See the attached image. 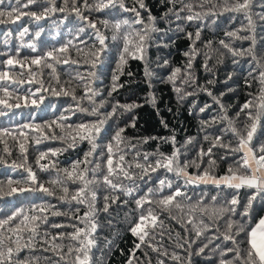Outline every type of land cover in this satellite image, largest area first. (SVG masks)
I'll return each instance as SVG.
<instances>
[{
  "label": "snow or ice",
  "instance_id": "snow-or-ice-1",
  "mask_svg": "<svg viewBox=\"0 0 264 264\" xmlns=\"http://www.w3.org/2000/svg\"><path fill=\"white\" fill-rule=\"evenodd\" d=\"M165 2L169 8L164 18L196 24L195 33H187L192 45L184 53L187 62L183 73L181 67H175L167 76V82L172 84L181 101L199 91V86L192 75L197 56L204 58V69L211 71L209 61L212 59H216L217 63H222V57L230 54L233 62L236 63V57L250 55L257 66L260 83L264 84V65L261 64V59L257 57L254 48L238 50L233 46L236 41L250 38L239 35V33L245 31L254 33L255 31L257 21L253 20L251 14L252 0H235L234 3L224 0V11L242 13L247 20V25L226 32L227 42L225 39L219 40L220 48L218 49L212 48V41L205 43L203 49L196 47L197 41H200L202 29L207 26L204 21L209 16L217 15L215 9L219 6L218 4L213 3V0H165ZM31 6H36L38 11L31 10ZM117 8L121 13H130V15L119 19H116L115 15L111 19L107 16L97 17V19L90 18L94 13H105V10ZM23 9H29V11H23ZM141 10L147 13L146 18L142 16ZM58 12L66 14L63 17L64 20H68L72 15L77 20V24L74 25L75 34L67 43L61 47H53L46 53H39L34 44L21 45L37 53L36 57L30 60V64L41 66V76L44 74V68L51 70L48 73L51 78L48 86L45 87L43 79H29V84H36L38 87L20 89L19 86L24 81L10 76V72L19 65L20 74L24 75L27 57L24 60L17 59L19 55V50H17L16 56H9L3 61L6 68L0 71V82H3L0 83V91L4 93V96L15 99L16 103L9 104L8 100L0 98V105H4V108H0V117L8 116L9 112L5 109L11 110L13 107L16 109L38 108L44 102V93L70 97L73 105L65 108L57 119L45 125H35L34 120L30 118V122L18 125L16 129L0 127V138L8 135L16 140L17 137L13 134L15 131L24 136L25 129H34L41 134V137L36 140L37 144L46 139H60L67 147L40 152L35 162L38 170L46 173H52L55 170L54 178L50 177L46 182L39 179L31 166L12 161L8 166L13 171L22 168L27 175L23 180L9 179L6 185L0 182V200L5 196L12 197L17 194L31 193L34 197L37 194H43L45 197H54L57 204L86 205L88 211L83 216L77 214L78 207H69L67 212H61L56 210L57 204L43 200L41 203L32 202L28 208L21 205L10 212H0V264H40L41 257L35 255L38 246L41 253L52 252L54 254L53 257L45 256L44 264H61V262L62 264H90L89 253L94 245L91 237L97 227L93 217L95 212L99 211L96 209L98 190L109 193L103 197L102 210L105 212L109 209L110 199L112 203L119 199L117 193L126 198L123 201L125 206L129 200L136 205L139 213L138 219L130 231L133 236L138 237L140 243L135 244L128 264H133L135 251L142 245L158 254L156 264H165V260L161 257H169L173 261L181 260L175 251L170 254L163 244L159 246L152 244L157 237L155 229L157 227L163 229L164 226V221L160 219L161 215L176 220L187 234V238H184L176 233V246L181 249L196 245V254H203L205 249L211 246L219 252V264H264V217H260L254 224L251 218L253 204L257 201L264 204V136H255L257 128L264 120V88L261 89L260 100L262 102L255 105L254 112L252 101H248L240 107L234 117L228 115L227 109L218 97L204 89L207 95L212 97V103L200 107L198 111L205 113L212 108L213 104L217 105L220 111L213 114L210 119L201 121V130L204 133L202 141L194 142L192 138H189L184 145L176 147L175 136L170 141L167 138H160L162 142L173 144L171 154L141 151L140 145L146 144L147 139L133 143L124 135L125 127H120L118 123L115 128L105 127V125L109 120L115 123L114 118H117L121 111L128 112L136 106L121 105L118 101L113 103L112 95L123 87L118 81L119 76L123 74L122 68L127 63V58L144 59L143 53L152 34L159 31L156 27V17L151 15L144 0H127V2L126 0H61V4H58L57 0H0V24H15L22 17L28 16L42 30L39 22ZM257 19L264 25V11L258 14ZM98 24L111 32V35L106 36ZM177 30L183 31L184 29L177 24ZM28 33L29 29L24 27L19 32V37L22 39ZM72 33L73 29H69V34L72 35ZM39 35L38 31L36 36L39 37ZM252 38L254 44V36ZM4 43L7 44L8 41L5 40ZM70 49H73L78 57H82V60H70L68 58ZM105 56L113 58L116 63V69L111 76V84L106 91L93 87L96 83L95 69ZM61 63L77 65L78 71L72 80L78 87H82L81 96L78 97L74 89L67 90L66 85H70L72 81L62 82L56 74L55 65ZM162 67H169L167 60L164 61ZM27 74L30 77L36 75L31 68L28 69ZM229 79H231L230 76ZM9 88L18 94L13 97ZM189 88L192 91H187ZM21 99H23V104L20 102ZM85 101L88 106L84 105ZM151 101L155 103V96L151 97ZM192 109H196L195 104L192 105ZM190 114H192L191 111ZM81 116L85 119H80L79 123L72 121V117ZM241 116L244 119H241ZM53 125L60 129L61 135H57L53 130ZM130 126L134 128L135 122L133 121ZM165 127H167L166 124ZM45 128L48 129L47 133H45ZM102 132L107 139L102 138ZM83 142L88 143V150L83 153L82 159L72 161L70 167L57 168V161L41 163L49 156L56 157L67 148L76 147L78 143ZM194 143L196 155L190 158L188 153L192 151V148L189 145ZM205 143L208 144L206 149L203 146ZM5 145V153L11 156L7 142ZM19 150L21 158L26 161L28 151L26 145L19 143ZM215 150H223L219 155V160L227 162L231 158L225 174L220 176H216L213 171L216 167ZM129 156L131 159H126ZM6 164L8 161L0 157V165ZM189 168H195L197 171L190 173ZM153 174H159L156 175L154 181ZM168 174H171V177ZM45 183L58 186L62 194L57 196L54 188L45 186ZM198 184H213L234 190L229 194L231 199L225 200L227 206H222L219 210L213 209L211 213L207 208L202 209L203 214L209 219L213 217L220 219L225 213L239 217L238 220H232L229 217L222 234L223 240L230 242L231 247L221 249L219 244L214 243L221 238L220 236L213 233L209 238L205 235L213 227L216 232H219L218 226L206 224L203 218L196 223L191 218L183 221L180 216L173 215V209L183 212L184 201L188 202L187 206L192 213L201 206L202 201H197V204L193 206L191 198L184 191L188 186ZM70 185L76 187L70 191ZM5 187L7 191L4 190ZM242 188L248 190L243 202L239 198V190ZM211 199L215 202L217 197L213 196ZM238 206L242 208V211L237 212ZM50 216H65L68 222L49 223ZM73 221H78L85 227L81 228ZM188 224L192 225L191 229L187 227ZM44 225L47 227L42 230ZM66 228H72L73 231L70 233L60 231L56 234L51 232V229ZM167 231L171 239L172 232L170 229ZM192 233L195 234L194 237ZM241 236L242 240L238 239ZM159 237L163 240V231L159 233ZM202 237L204 242L201 243ZM66 239L76 243H69L67 251H64L63 241ZM241 244L245 247H241ZM24 251H27L29 255L22 259L20 253ZM229 254H231L230 259H226ZM56 256L59 257L58 260L55 259ZM137 264H139L138 261ZM147 264H151V259L147 261Z\"/></svg>",
  "mask_w": 264,
  "mask_h": 264
},
{
  "label": "trees",
  "instance_id": "trees-1",
  "mask_svg": "<svg viewBox=\"0 0 264 264\" xmlns=\"http://www.w3.org/2000/svg\"><path fill=\"white\" fill-rule=\"evenodd\" d=\"M127 2V0H126ZM146 6L151 11V15L156 17V27L159 29L158 32L153 33L151 39L149 40L145 51L143 53L144 59H133L131 57L127 58V63L122 68V73L119 76L118 83L123 85L112 95V102H119L121 105H136L131 111H121L120 115L113 120H109L105 127L111 126L115 128L116 123L120 127H125L126 131L124 133L133 143L138 140L147 139L146 144L140 145L141 151L155 152L159 151L165 154H171L173 151L172 143L162 142L160 138H167L169 141L173 136L176 138V147H180L185 144V142L192 138L194 142L202 141L203 131L201 130V121L208 120L210 117L219 112L220 109L217 105L213 104L212 108L205 112L200 113L198 109L205 106L206 104L212 103V97L207 95L208 91H211L214 96L218 97L221 103L228 111V115L234 117L237 112H239L240 107L248 102L252 101L253 107L252 111H255V105L260 104L262 101L261 89L264 88V84L260 83L259 72L257 66L250 55H245L244 57H236V63L233 62V57L230 54H226L222 57V63H217L216 59L209 61V67L211 71H206L203 67L204 58L202 56H197L194 61L192 75L195 77V82L199 86V91L195 95L188 96L184 101H181L177 93L174 91L172 84L167 82V76L170 71L175 67H181L182 73L184 66L187 62V57L184 53L189 50L192 45V41L188 38L187 33L196 31L195 23H185L183 21L176 22L170 19H166L165 13L167 12L169 5L165 0H144ZM235 0H230V3H234ZM58 4H61V0H57ZM213 3L219 6L215 9L217 15L209 16L204 23L207 25L201 31L200 41H197L196 47L203 49V46L208 41H212V48H220L219 40L227 38L225 33L228 31H234L247 25V20L242 13H232L224 11V0H213ZM31 10H37L36 6H31ZM23 11H29V9H23ZM264 11V0H252L251 14L254 21H257L255 31L252 32H241L239 35L249 36L247 40L236 41L233 45L238 50H247L250 47L254 48V51L258 58L261 59V64L264 65V25H262L257 17ZM142 16L147 17V13L141 10ZM64 13H56L45 20H41L39 24L42 26V30L34 20L28 16L22 17L21 20L17 21L15 24L6 23L0 24V71L5 70L6 66L3 64L9 56H16L17 50H19V55L17 59L24 60L27 57V62L25 64L24 75H21L19 65L16 66L15 70L10 72V76L16 79L23 80L24 82L19 86L21 90L26 88L38 87L36 84H29V79H43L45 81V87L48 86L51 78L48 73L50 69L44 68V74L40 75V67L37 65H31L30 60L35 58L37 53L31 51L28 47H21L22 44H34L39 53H46L53 47H61L63 44L67 43L69 39L75 34L74 25L77 24V20L74 15L69 16L68 20H64ZM88 15V13H85ZM115 15L116 19L122 16H129L130 13H121L119 9L105 10V13H94L90 17L91 19H97V17L104 18L107 16L109 19ZM6 19V17H5ZM177 24L183 27V31L177 30ZM24 27L29 29V33L22 39L19 37V32L23 30ZM101 31L105 33L106 36H110L111 32L104 29L102 25L98 24ZM69 29H73L72 35L69 34ZM40 32L39 37L36 36L37 32ZM90 31V30H86ZM59 33V35H57ZM254 36V44L253 37ZM7 40L8 43L5 44L4 41ZM91 43V41H89ZM139 55V54H138ZM70 60H82V57H78L73 49L69 50ZM167 60L169 67H162L164 61ZM56 66V74L59 76L62 82L72 81L70 85H66L67 90H75V94L79 97L83 94L82 87H78L72 78L76 75L78 71L77 65L75 64H58ZM31 68L32 72L36 75L35 77H30L28 69ZM116 69V63L114 59L105 56L102 61L97 64L95 69L96 73V83L93 87L100 88L106 91L111 84V76L113 71ZM83 71V69H79ZM229 76L231 79H229ZM163 81V82H162ZM211 81V83H209ZM102 82V83H101ZM3 83V82H0ZM179 83V82H178ZM12 92V96L15 97L18 93L9 88ZM187 91H192L191 88ZM45 99L38 108H20L16 109L13 107L11 110L5 109L9 112L6 117H0V127H7L10 129H16L18 125L30 122V118L34 120L35 125H45L50 123L52 120L57 119L61 112L70 105H73V101L70 97L66 96H52L48 93H44ZM155 96V103H152L151 97ZM0 98L8 100L9 104H15L16 101L13 98L4 96V93L0 91ZM23 104V99L20 101ZM196 105V109H192V105ZM85 106L87 101L84 102ZM0 108H4V105H0ZM190 111L192 114H190ZM80 119H85L83 116L77 118L72 117V121L79 123ZM90 119V118H89ZM241 119H244L241 116ZM135 122V127H131L132 122ZM165 124L167 127H165ZM53 130L57 135H61L60 129L53 125ZM211 131V129H210ZM48 129L45 128V133ZM25 135L21 136L18 131L13 134L17 137L13 140L11 136L5 135L0 138V157H3L8 161L6 165H0V182L5 185L9 179L14 181L23 180L26 178V173L22 168L13 171L8 165L12 161H16L17 164H25V166H31L33 171H35L39 179L46 182L50 177L55 176V170L52 173L40 172L36 165V159L41 151H48V149L65 148L67 145L64 141L60 139H46L42 140L41 143L37 144L36 140L41 137V134L34 129L24 130ZM27 136V139H25ZM102 138L107 139V136L102 132ZM256 137L264 136V120L261 121L260 126L257 128L255 134ZM5 142H7V147L11 151L12 155L8 156L5 149ZM255 142V140H254ZM19 143H24L28 149L26 155L27 160L21 158ZM204 148L208 147V144H203ZM102 147V146H101ZM192 151L188 153V156L195 157L196 155V145H189ZM89 148L87 142L78 143L76 147L67 148L66 151L58 154L56 157L47 158L41 163H51L52 161H57V168H67L70 167L72 161L83 158V153ZM216 151V167L213 170L216 176L225 174L228 164L231 163V158L227 162L219 160V155L223 150ZM126 159H131V157H126ZM207 159V157L205 158ZM190 173H195L197 170L195 168H189ZM156 175L153 174V181ZM171 177V174H168ZM45 186L54 188L57 196L62 193L59 191L58 186H53L51 184L45 183ZM75 185H70V191L75 188ZM7 191V187L4 189ZM187 196L191 198V204L195 206L197 201H202L200 207L196 208L194 213L190 212L187 201L185 204L183 212H179L173 209V215H178L183 221H187L190 218L196 223L203 218L206 224H213L218 226L220 231L216 232L215 227L211 231L205 233L206 236L211 238L213 233L216 236H220L219 240L214 241L215 244H219L221 249L226 247H231L230 242H226L222 238V234L226 228V221L231 217L232 220H238V216H231L229 213H225L220 219L212 218L209 219L202 212L203 208H207L208 212L211 213L213 209L219 210L222 206H227L225 200L231 199L229 195L234 190L226 188L224 186L217 187L213 184H198L190 185L184 189ZM247 189L239 190V198L243 202L244 196ZM106 191H97V202L96 209L99 211L95 212L93 221L97 225L95 232L92 235L94 240V245L91 247L89 253L90 264H128L130 258H132V252L135 244L140 243L138 237L133 236L130 229L134 226L138 219V210L133 201L129 200L128 204L125 206L123 201L126 199L124 196L116 194L119 199L115 203H112L111 199L108 201L109 209L107 212L103 211L105 195H108ZM216 196L217 200L212 201V197ZM43 200H48L52 204H57L54 197H45L43 194H37L34 197L31 193L25 195H15L12 197L5 196L0 200V212H10L14 208L23 205L25 208L30 207L32 202L41 203ZM79 208L77 213L79 216H83L88 208L86 205H72L67 204H57L56 210L61 212H67L68 208ZM147 207V205L145 206ZM242 211L241 207H237V212ZM260 217H264V204L257 201L253 204L251 210L252 222L258 221ZM160 219L164 221L163 229L157 227L155 232L157 237L152 241L154 246H159L163 244L167 251L171 254L175 251L181 258L180 261H173L169 257H161L165 260V264H219L220 255L218 250L212 248L205 249L203 254H196L197 246L193 245L191 248L187 246L184 249L176 246V233H179L181 237L187 238V234L181 228L180 223L176 220H171L166 217V215H161ZM65 216H56L49 218V223H67ZM73 223L78 224L79 227L84 228V224H80L78 221H73ZM47 225L42 226L46 228ZM189 229L192 228L191 224H188ZM171 230L172 238H169L168 231ZM72 232V228L66 229H51L53 234L57 232ZM164 232L163 240L160 239L159 233ZM194 237V233H192ZM242 240V236L238 237ZM203 237L201 238V243ZM69 243H76L74 241H68L67 239L63 241L65 245L64 251H67V246ZM241 247L245 245L241 244ZM29 255L27 251L21 252L20 257L23 259ZM35 255L41 257L40 264H44L43 258L53 257L52 252L41 253L39 246L35 251ZM158 254L153 252L150 248L143 246L135 251V259L133 264H147V261L151 259V264H156ZM231 254L226 259H230ZM56 260L59 259L58 256L55 257ZM71 259V257H69ZM62 264V262H61Z\"/></svg>",
  "mask_w": 264,
  "mask_h": 264
}]
</instances>
